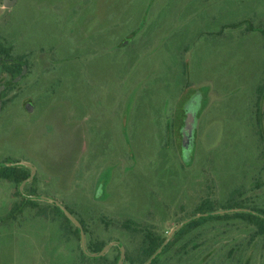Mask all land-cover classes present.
I'll list each match as a JSON object with an SVG mask.
<instances>
[{"label": "rangeland", "instance_id": "1", "mask_svg": "<svg viewBox=\"0 0 264 264\" xmlns=\"http://www.w3.org/2000/svg\"><path fill=\"white\" fill-rule=\"evenodd\" d=\"M263 80L264 0H0V264H264Z\"/></svg>", "mask_w": 264, "mask_h": 264}, {"label": "trees", "instance_id": "2", "mask_svg": "<svg viewBox=\"0 0 264 264\" xmlns=\"http://www.w3.org/2000/svg\"><path fill=\"white\" fill-rule=\"evenodd\" d=\"M263 94H264V80L257 86V89H256V102H255V104H256V110H258V111L260 109V102H261ZM0 170L4 171L5 176L7 174H9V175L14 174V175H16V178H17V176H18L17 174L20 173L22 170H24V167H1ZM236 207H241V208H246V209L248 208L247 212H245L247 214L246 218L248 219V221L250 223H253V224L255 223V225L257 226L256 230L254 231L255 234L253 236H256L258 234L264 235V207H259L258 205H255V204L254 205H245V204L239 203L237 197L232 196L229 199L225 208H234V209H232L234 211V210H236L235 209ZM214 213H216V212H215L214 208L212 207L211 202L208 200L202 201L200 206L196 209V213L194 214V216H196L194 218H200V219L198 221L190 223L189 226H191L192 228L195 227L196 225L200 224L201 222L207 220V217L210 218L211 216H213ZM206 215H207V217H204ZM177 233H179V231H177ZM148 239L149 240L146 241L145 247L143 248V252L147 258L159 247V245L162 243V241L165 238L154 239L151 236H149ZM172 243H173V241L171 239L170 242L168 243V245L163 250V252L168 250L171 247ZM123 252H124V248H121V253H123ZM159 256L153 262H151V264H156Z\"/></svg>", "mask_w": 264, "mask_h": 264}, {"label": "water", "instance_id": "3", "mask_svg": "<svg viewBox=\"0 0 264 264\" xmlns=\"http://www.w3.org/2000/svg\"><path fill=\"white\" fill-rule=\"evenodd\" d=\"M17 0H3L4 5L6 6H12L15 4ZM24 71L19 75V77H17L16 80H18L19 78H21L23 76ZM1 167H27L29 169H31V174L28 178H26L24 181H31L34 177V174L36 172V166L29 162V161H25V160H15V161H10V160H5V161H0V168ZM42 198H47L48 196L46 195H41ZM51 200L56 203L59 204L62 208L64 213L71 218L75 224L80 228V241H81V248L84 252H88L87 250V245H86V235H85V231L83 229L82 223L81 221L78 219L77 216H75L66 206H64L60 201H58L57 199L51 198ZM230 211H232V209H230ZM187 223V219L179 222L178 224H176L170 231L169 233L166 235L165 239L162 241V243L159 245V247L147 258V260L143 263V264H151V262H153L165 249V247L168 245V243L170 242V240L172 239V237L174 236V234L181 229L185 224ZM120 264V263H119Z\"/></svg>", "mask_w": 264, "mask_h": 264}]
</instances>
